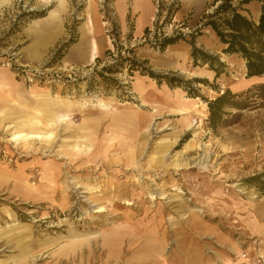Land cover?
Returning a JSON list of instances; mask_svg holds the SVG:
<instances>
[{"label": "rangeland", "instance_id": "obj_1", "mask_svg": "<svg viewBox=\"0 0 264 264\" xmlns=\"http://www.w3.org/2000/svg\"><path fill=\"white\" fill-rule=\"evenodd\" d=\"M143 1L140 34L131 0L0 6V264H264V74L205 26L215 0Z\"/></svg>", "mask_w": 264, "mask_h": 264}, {"label": "trees", "instance_id": "obj_2", "mask_svg": "<svg viewBox=\"0 0 264 264\" xmlns=\"http://www.w3.org/2000/svg\"><path fill=\"white\" fill-rule=\"evenodd\" d=\"M250 0H215L214 10L206 16L205 26H210L222 43V50L227 54H239L245 59L247 76H262L264 74V0L258 21L251 19L243 6ZM217 2H219L217 4ZM148 32V30L146 31ZM179 36H164L159 40L161 48L177 42ZM194 59L202 58L205 63L214 60L221 61L211 54L194 46ZM152 77H160L149 72ZM166 77V76H163ZM234 93L230 89L223 92L214 100H210V120L215 125L223 114L222 104L228 96ZM236 94V93H235ZM264 184V182H263ZM264 190V186L262 187Z\"/></svg>", "mask_w": 264, "mask_h": 264}, {"label": "crops", "instance_id": "obj_3", "mask_svg": "<svg viewBox=\"0 0 264 264\" xmlns=\"http://www.w3.org/2000/svg\"><path fill=\"white\" fill-rule=\"evenodd\" d=\"M125 2V0H123ZM132 1V7H133V10L136 12V16H137V19L135 21V32H137L138 34H140L143 29L149 25V18H152V8L151 6L148 7L147 9L144 8V3H143V7L142 8H137L139 7V2L140 0H131ZM11 2V0H0V6L3 5V4H6V3H9ZM143 2H148V0H144ZM151 2V0H150ZM250 2V1H249ZM135 3V4H134ZM138 3V4H137ZM142 3V2H141ZM65 4H66V0H58V5L56 6V8L54 9H51L50 10V13L48 16H46L45 18H55V17H59V15L61 14L60 12L63 11V8H65ZM150 4V3H149ZM246 5V13H251V16L252 18L257 21L260 17V14H261V10H262V3H253V0L249 3V4H245ZM136 6V7H135ZM38 20V19H37ZM37 22V21H36ZM124 27H128L126 22H125V26ZM84 46H85V43H81L79 44L76 48H74V52L79 56L80 59H86L88 57L89 60H93L94 58H96L98 56V53H99V49H98V44L96 41H93L92 45H91V55H89V52L88 51H84ZM221 47H222V44H221ZM79 51H82L81 53L78 54ZM71 55H73V52H71ZM72 58V56H71ZM154 81V79H153ZM153 83V82H152ZM148 84V83H147ZM147 87V90L150 88V86H146ZM145 94L147 95L148 94V97H149V92H147L145 90ZM147 97V98H148ZM51 102L52 101H49V103H44L42 101V103L44 104V107H46L48 109V113H45L44 111H42V114H45L43 116H45V121L47 122V125L44 124V125H41V128L43 127H46V128H50L53 124V122H55L57 120V117H59L64 111H58V110H55L54 107L51 105ZM36 119V121H40L39 117L35 116V115H31V117H27L26 119ZM25 119V120H26ZM25 120H23L22 122H24ZM49 121L51 122L52 121V124H48ZM21 122V123H22ZM26 124V123H25ZM22 124V127L24 128H30V127H37L36 125H28V124ZM40 124V123H39ZM19 126V125H18ZM40 126V125H39ZM38 126V127H39ZM106 243L108 244L109 247L113 248L114 246V242L108 237L106 240Z\"/></svg>", "mask_w": 264, "mask_h": 264}, {"label": "bare ground", "instance_id": "obj_4", "mask_svg": "<svg viewBox=\"0 0 264 264\" xmlns=\"http://www.w3.org/2000/svg\"><path fill=\"white\" fill-rule=\"evenodd\" d=\"M138 4V3H137ZM139 6V5H138ZM137 90L140 92L141 94V97H143V88L139 86H137ZM98 100V99H97ZM99 104V103H98ZM61 116H64L63 119H66V117L69 116V113L68 111L66 112H63L59 117H57V120L55 123H53V126L52 128H55L57 127V121L58 119L61 117ZM29 130L31 131H15V132H12V139L14 140H19V139H25V141H27L28 138H34V137H39L43 140H45L47 137H51L53 136L54 132H55V129H53L51 132L49 133H44V132H40V131H37L38 129H36V127L34 128H28ZM102 210V207H99L98 208V211H101ZM109 243V242H107Z\"/></svg>", "mask_w": 264, "mask_h": 264}]
</instances>
